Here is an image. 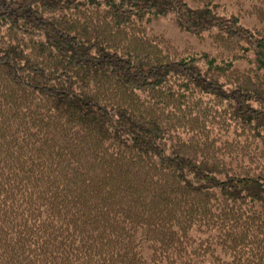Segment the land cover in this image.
<instances>
[{"label": "trees", "instance_id": "obj_1", "mask_svg": "<svg viewBox=\"0 0 264 264\" xmlns=\"http://www.w3.org/2000/svg\"><path fill=\"white\" fill-rule=\"evenodd\" d=\"M238 1L0 0V264H264V0L252 27Z\"/></svg>", "mask_w": 264, "mask_h": 264}, {"label": "rangeland", "instance_id": "obj_2", "mask_svg": "<svg viewBox=\"0 0 264 264\" xmlns=\"http://www.w3.org/2000/svg\"><path fill=\"white\" fill-rule=\"evenodd\" d=\"M230 0H227V2ZM236 1V0H235ZM239 0L240 5L234 3V5L229 6L228 9L236 12L238 14V23L244 26L252 27L258 24L255 16L249 15L247 10L250 9L252 2L249 0ZM226 2V1H225ZM249 2V3H248ZM147 29L152 33H160L164 35L165 38L180 51H188L194 49L196 52H205L212 49L211 40L207 36V33L202 37H199L193 33L187 31H180L175 24L172 15H154L150 16L146 24ZM241 67H246L245 63L240 65Z\"/></svg>", "mask_w": 264, "mask_h": 264}]
</instances>
